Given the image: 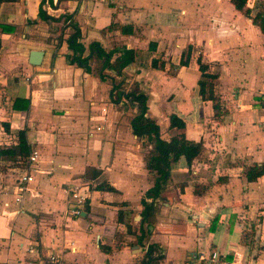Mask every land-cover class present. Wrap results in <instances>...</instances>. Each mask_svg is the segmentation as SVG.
<instances>
[{"label": "crops", "instance_id": "0c3cea01", "mask_svg": "<svg viewBox=\"0 0 264 264\" xmlns=\"http://www.w3.org/2000/svg\"><path fill=\"white\" fill-rule=\"evenodd\" d=\"M51 1L43 10L70 15L86 49L97 42L106 52L133 49L137 58L122 78L106 71L102 81L94 65L86 73L69 63L72 30L57 33L59 24L40 20L41 0H0L8 29L0 32V147L25 130L37 153L20 203L16 166L0 156V264H47L53 253L63 264H142L150 246L162 255L157 264H205L213 251L234 264H264V175L248 183L239 172L264 163V34L252 23L264 17V0H248L249 17L230 0ZM112 24L133 25V34L109 30ZM152 41L164 70L150 68ZM189 45V64L180 66ZM31 51L43 53L39 66L28 63ZM199 56L229 106L222 122L198 95ZM113 81L147 96L163 139L184 134L203 148L191 173L172 165L142 242L141 199L154 182L144 159L150 146L132 134L135 108L111 101ZM17 99L29 101L25 111L11 108ZM172 113L183 130L168 129ZM90 169L100 175L92 179ZM103 182L115 192L95 190ZM73 190L85 195L79 217Z\"/></svg>", "mask_w": 264, "mask_h": 264}, {"label": "trees", "instance_id": "16d2710c", "mask_svg": "<svg viewBox=\"0 0 264 264\" xmlns=\"http://www.w3.org/2000/svg\"><path fill=\"white\" fill-rule=\"evenodd\" d=\"M247 2L248 0H230V3L236 11L249 17V11L246 8ZM45 3L52 5L51 0H41L38 12L39 19L59 24L56 25L57 33H63L65 29L72 30V33L66 40L68 50L71 52V54L67 56V59L71 65H77L86 73H89L92 70V65H94L98 77L100 80L104 81L108 78L105 74L106 71L113 73L116 77L122 78L124 69L136 62L137 55L136 51L133 49L122 47L106 52L97 42L91 43L86 49L80 41L81 35L79 27L72 21L71 16L62 15L58 18L50 17L42 8ZM252 23L259 28L262 34H264V17L260 14H256L252 18ZM5 30L8 29L0 25V32H5ZM109 30L119 31L123 35H132L133 25L112 24L109 27ZM59 41L61 42V38ZM191 49L192 47L189 45L181 54L179 62L180 66H187L189 64ZM148 51L151 55L150 68L164 70L166 62L162 59L163 56L157 53V43L154 41L150 42L148 45ZM86 52L87 54H85ZM196 63L200 72V78L197 82L198 95L202 101L211 102L213 112L212 118L215 121L222 122V119L229 112V106L215 93L218 75L209 72V67L202 62L201 56L197 58ZM110 99L114 104H121L126 107L135 108L136 113L130 120L132 134L140 141L144 142V144L150 146L144 159L146 169L152 176L154 182L152 188L149 189L141 199L143 211L141 213L142 219L140 221V236L138 242H142L145 237L151 234L149 224L147 228H144V223L151 218L152 213L155 210L154 203L161 197L166 186V181L169 178L172 165L180 164L184 169H187V171L191 173L193 162L203 154V148L201 143L187 140L184 134L172 136L169 140L163 139L156 120L147 114V96L138 87H134L128 91L123 87L122 81L118 84H115L113 81ZM28 105V100L17 99L11 105V108L14 110L25 111L28 108ZM168 119L169 130H183L185 128L184 121L177 114H170ZM3 126L6 125L3 124ZM30 149L31 147L28 144L26 132L25 130H21L16 138L11 140L9 145H6L4 148L0 147V156L10 158L12 161L20 159L22 163L21 167H23L26 159L30 155ZM239 172L248 183L255 182L264 175V163L244 167L239 169ZM89 173H92V179H95L100 175V172L95 169L88 170V174ZM210 185V182H205L203 186L209 187ZM95 190L102 192H115L114 188L106 182L97 185ZM124 217H126V213H123L122 211L118 212L119 222H122ZM216 223L217 219L213 221L212 229L216 227ZM251 226L252 224L247 223L244 225V229L249 232L248 234L254 235V228ZM246 238L248 237L246 236ZM154 252V248L150 246L142 264H157L158 260L162 258V255L157 253L155 257L153 255ZM225 258L229 259V257Z\"/></svg>", "mask_w": 264, "mask_h": 264}, {"label": "built area", "instance_id": "2783aa9c", "mask_svg": "<svg viewBox=\"0 0 264 264\" xmlns=\"http://www.w3.org/2000/svg\"><path fill=\"white\" fill-rule=\"evenodd\" d=\"M37 163V153L34 151L30 152V155L26 159L23 167L20 159L13 161L12 165H15L16 168L14 172L17 174V183H16V192H15V201L17 203L21 202L22 195L26 189V186L32 181L31 170L34 165ZM72 197L75 201L77 208L72 211V214L76 217L80 216V211L85 203V195L80 194V191H72ZM7 206V204H5ZM47 264H63L62 259L57 254H50L47 257ZM205 261V264H234L228 261L225 257L221 256L218 252L213 251L209 254L208 257L202 258Z\"/></svg>", "mask_w": 264, "mask_h": 264}, {"label": "water", "instance_id": "95a60500", "mask_svg": "<svg viewBox=\"0 0 264 264\" xmlns=\"http://www.w3.org/2000/svg\"><path fill=\"white\" fill-rule=\"evenodd\" d=\"M43 53L41 51H31L29 54L28 63L31 66H39L41 63Z\"/></svg>", "mask_w": 264, "mask_h": 264}, {"label": "rangeland", "instance_id": "374dc122", "mask_svg": "<svg viewBox=\"0 0 264 264\" xmlns=\"http://www.w3.org/2000/svg\"><path fill=\"white\" fill-rule=\"evenodd\" d=\"M217 151V150H216Z\"/></svg>", "mask_w": 264, "mask_h": 264}]
</instances>
